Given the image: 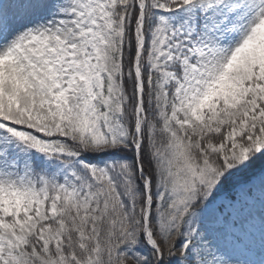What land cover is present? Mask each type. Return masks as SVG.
Masks as SVG:
<instances>
[{"label": "snow or ice", "instance_id": "1", "mask_svg": "<svg viewBox=\"0 0 264 264\" xmlns=\"http://www.w3.org/2000/svg\"><path fill=\"white\" fill-rule=\"evenodd\" d=\"M0 264H264V0H0Z\"/></svg>", "mask_w": 264, "mask_h": 264}]
</instances>
